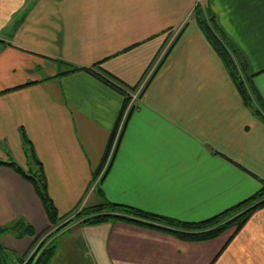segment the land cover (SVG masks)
Returning a JSON list of instances; mask_svg holds the SVG:
<instances>
[{
	"label": "crops",
	"instance_id": "crops-1",
	"mask_svg": "<svg viewBox=\"0 0 264 264\" xmlns=\"http://www.w3.org/2000/svg\"><path fill=\"white\" fill-rule=\"evenodd\" d=\"M199 2L0 0V160L29 168L25 132L60 216L111 202L201 222L261 189L264 121L243 104L192 19ZM208 2L264 107V0ZM73 68L137 89L153 78L99 187L93 176L123 97L90 72L60 76ZM19 219L35 234L3 236L8 258L0 264L21 260L55 231L33 187L0 167V226ZM48 243L49 264H264V208L239 233L208 242L123 222H77Z\"/></svg>",
	"mask_w": 264,
	"mask_h": 264
},
{
	"label": "trees",
	"instance_id": "trees-1",
	"mask_svg": "<svg viewBox=\"0 0 264 264\" xmlns=\"http://www.w3.org/2000/svg\"><path fill=\"white\" fill-rule=\"evenodd\" d=\"M192 19L195 21L199 30L221 60L243 104L247 108L252 109L254 113L257 116L261 117L264 121V107L257 91L254 88V76L250 74L244 58L238 51L233 48V46L220 30L217 24L216 16L211 12V10L209 11L199 2L193 11ZM181 34L182 32L176 38L175 43L180 38ZM174 44L172 45L171 49L173 48ZM171 49L168 51L166 57L169 55ZM165 58H163V60L159 64V67L157 68L155 74L161 68L163 62L165 61ZM77 71H87L92 73L97 78H99L107 87L114 90L123 97V107L121 109L115 128L111 134L103 161L101 162L100 166L97 168L93 176L95 180L101 178V181L105 178L106 173L110 169L108 167L104 175L101 177V173L109 156L110 148L115 138L119 122L122 118L123 113L131 103V94L136 92L138 87H126L108 74L103 73L101 75H97L92 70L83 68H73L69 72L61 73L60 76H64ZM149 83L146 84V86L142 90L140 98L145 94ZM134 110L135 105H133L130 109L128 118ZM22 139L25 154L29 158V168L24 169L13 161L5 162L1 160L0 167L11 169L33 187L45 210L51 226L55 227L54 233L50 234L42 243L38 252L39 255L35 257L29 264H49L54 254V246L53 244H47L48 240L77 222L87 226L101 225L109 222H123L166 233L183 242L199 243L215 240L224 233L231 230H234V234L239 233L249 221L251 216L259 209L264 208V182H262L261 189L249 199L225 210L224 212L210 219L201 222L180 221L173 218L148 213L130 206L115 204L111 202H104L97 206L83 208L81 211H78L74 214L71 213L67 216H60L48 192V183L44 167L36 157L34 147L26 137L25 132L22 133ZM120 141L118 143V146L120 144ZM34 234L35 233L33 231V228H31V226L27 225L21 219L7 226H0V258L3 260H6V258H8L1 247V238L3 236L11 235L17 240H22L24 237L34 236Z\"/></svg>",
	"mask_w": 264,
	"mask_h": 264
},
{
	"label": "built area",
	"instance_id": "built-area-1",
	"mask_svg": "<svg viewBox=\"0 0 264 264\" xmlns=\"http://www.w3.org/2000/svg\"><path fill=\"white\" fill-rule=\"evenodd\" d=\"M143 87H144V85L141 86L139 89H137L136 92L131 94V98H132L131 103H130L129 107L125 110V112L123 113L122 118L119 122L118 128L116 130L115 138H114L112 145H111V148H110L109 156L106 160L105 167L101 173V177L104 175L107 168L110 166L112 158H113L115 151L117 149L118 143L120 141L121 135L123 133V130H124L130 109L132 108L134 103L138 100V98L141 94V91L143 90ZM100 179L101 178H99L97 180H100ZM45 239H46V236L41 238L40 240H38L37 243L35 244V246L30 250V252L28 254H26L24 257H22L21 260L14 261L10 264H29L35 257H37L39 255V253H38L39 249H40L42 243L45 241Z\"/></svg>",
	"mask_w": 264,
	"mask_h": 264
},
{
	"label": "rangeland",
	"instance_id": "rangeland-1",
	"mask_svg": "<svg viewBox=\"0 0 264 264\" xmlns=\"http://www.w3.org/2000/svg\"><path fill=\"white\" fill-rule=\"evenodd\" d=\"M200 4L203 5V6H205V8L208 9L209 11L211 10L210 7H209L208 0H201ZM99 182H100V180H95V183H96L95 186L97 185L96 187H99L98 184H97Z\"/></svg>",
	"mask_w": 264,
	"mask_h": 264
}]
</instances>
